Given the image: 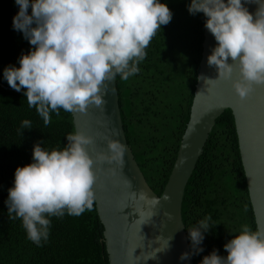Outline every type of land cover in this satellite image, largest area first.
Listing matches in <instances>:
<instances>
[{"label": "clouds", "instance_id": "1", "mask_svg": "<svg viewBox=\"0 0 264 264\" xmlns=\"http://www.w3.org/2000/svg\"><path fill=\"white\" fill-rule=\"evenodd\" d=\"M15 3L19 11L12 26L32 47L19 57V67L4 68L3 77L15 91L25 90L28 107L35 108L45 126L51 123V113L59 117L61 109L80 114H86L91 106L103 110L107 86L117 76L127 81L139 72L150 42L173 16L161 0ZM245 3L257 5L254 14ZM245 3L190 0L188 5L190 14H204V26L216 41L207 63L218 70V77L205 78V82L215 86L220 80H231L240 100L248 98L254 86H264V0ZM234 68L239 71L235 80ZM31 128L30 120H22V130ZM105 139L107 151L96 152L94 157L89 148L95 151L96 139L82 130L67 134L62 149L46 150L37 142L32 162L16 167L5 200L8 217L21 220L27 238L37 246L49 238L50 217L63 218L66 213L78 217L93 209L97 165L123 166L125 146L118 139ZM128 196L133 202L151 206L147 211L135 209L142 224L147 223L160 201L147 198L142 191H130ZM211 219L209 215L188 229L193 254L203 252L201 245ZM223 247L226 257L213 249L199 264H264V229L253 230L244 224ZM179 259L188 260L190 255L183 253Z\"/></svg>", "mask_w": 264, "mask_h": 264}, {"label": "trees", "instance_id": "2", "mask_svg": "<svg viewBox=\"0 0 264 264\" xmlns=\"http://www.w3.org/2000/svg\"><path fill=\"white\" fill-rule=\"evenodd\" d=\"M173 13L146 49L139 72L123 81L116 77L124 134L140 170L158 195L172 168L181 135L189 117L202 51L203 13L188 12L190 0H161ZM19 11L15 0H0V264H109L95 202L91 211L75 217H50L47 242L37 246L27 238L19 219L10 220L5 200L13 186L17 166L32 162L33 145L46 150L65 147L75 132L71 113H51L45 126L24 94L12 89L3 77L9 65L19 67V57L32 47L22 32L14 30ZM31 9H29V13ZM176 82L177 91L169 93ZM32 122L21 129L22 120ZM181 215L193 264L213 249L227 255L224 244L244 224L256 230L240 159L230 108L216 118L203 151L183 192ZM211 228L204 234L203 252L193 254L188 229L207 216Z\"/></svg>", "mask_w": 264, "mask_h": 264}, {"label": "water", "instance_id": "3", "mask_svg": "<svg viewBox=\"0 0 264 264\" xmlns=\"http://www.w3.org/2000/svg\"><path fill=\"white\" fill-rule=\"evenodd\" d=\"M245 6L255 13V3H245ZM215 46V38L203 26L202 51L189 117L159 195L148 185L125 137L116 79L105 90L103 110L91 106L86 114L71 113L74 130L95 137V151L89 148L93 157L96 152L107 151L106 137L118 139L126 148L122 167L107 163L96 167L94 202L103 224L109 264H193L181 216L184 187L216 118L225 108H230L233 115L256 229H264V86H254L252 94L240 100L231 80H220L215 86L205 82V78L218 77V70L207 63ZM238 78V68H234L232 79ZM130 191H142L147 198L160 201L152 208L155 215L145 224L135 209L142 207L147 211L151 206L143 201L133 202L128 196ZM183 253H189L190 259L180 260Z\"/></svg>", "mask_w": 264, "mask_h": 264}, {"label": "rangeland", "instance_id": "4", "mask_svg": "<svg viewBox=\"0 0 264 264\" xmlns=\"http://www.w3.org/2000/svg\"><path fill=\"white\" fill-rule=\"evenodd\" d=\"M170 87H171V90H169L170 91L169 93H172L174 91H177V89H179V86L177 85L176 82H173Z\"/></svg>", "mask_w": 264, "mask_h": 264}, {"label": "flooded vegetation", "instance_id": "5", "mask_svg": "<svg viewBox=\"0 0 264 264\" xmlns=\"http://www.w3.org/2000/svg\"><path fill=\"white\" fill-rule=\"evenodd\" d=\"M193 261V260H192Z\"/></svg>", "mask_w": 264, "mask_h": 264}]
</instances>
